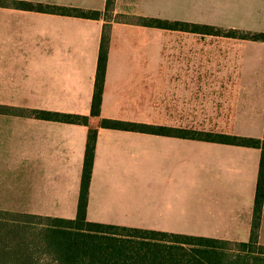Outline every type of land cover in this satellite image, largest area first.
Masks as SVG:
<instances>
[{
  "label": "crops",
  "instance_id": "obj_1",
  "mask_svg": "<svg viewBox=\"0 0 264 264\" xmlns=\"http://www.w3.org/2000/svg\"><path fill=\"white\" fill-rule=\"evenodd\" d=\"M26 1L102 12L107 4V0ZM9 2L0 4V157L16 161L15 169L24 172L19 183L29 189V202L11 205L29 206L28 212L34 214L74 218L89 127L21 116L19 108L25 101L23 106L28 109L90 114L101 41L111 21L105 14L99 19L66 16L28 10ZM236 5L222 11L226 22L221 27L264 31V0H239ZM114 25L106 37L108 61L101 115H90V126L98 127L101 118L107 117L170 127H193L189 120H194V113L190 117L189 111H194V95L182 91L181 101L180 85L182 79L188 78L189 90L194 73L191 76L189 73H164L162 66L159 73H149L147 48L144 47L142 57L141 47L132 50L129 46L131 42H141L139 34L138 39L133 40L124 27L125 23L117 22L119 30ZM260 43L264 47V42ZM238 60L236 64L234 60L230 64L225 61L224 73L244 72ZM258 62L263 63L264 60ZM21 67L31 71L20 73ZM150 110H155V119L148 118ZM181 111H188L186 121L183 119L182 123L179 122ZM182 150L189 165L198 160L202 167L210 168L207 172L231 171L237 176L233 175L230 181L210 176L200 182L203 192L193 201L170 200L163 190L171 188L170 193L173 192L170 185H158L160 188L152 192H148L151 187L142 186L135 190L140 200H122L124 194L132 189L115 182V178H126V170L132 161L139 162L148 155L157 159L163 155L178 158ZM260 157L261 150L253 147L100 127L87 218L102 223L174 232L179 230L171 224L170 214L177 210L187 215L190 222L193 217L207 216L193 221L207 223L204 230L186 234L249 239ZM234 166L238 169L234 170ZM210 181L214 184H209ZM227 185L235 191L228 193ZM242 189L250 190L249 194L239 193ZM50 205L61 207L62 212L55 215L43 208ZM142 221L150 222L145 226ZM217 222L222 223L211 229L210 226ZM205 229L212 232L207 234ZM258 237L264 244V203Z\"/></svg>",
  "mask_w": 264,
  "mask_h": 264
},
{
  "label": "rangeland",
  "instance_id": "obj_2",
  "mask_svg": "<svg viewBox=\"0 0 264 264\" xmlns=\"http://www.w3.org/2000/svg\"><path fill=\"white\" fill-rule=\"evenodd\" d=\"M238 1L115 0L111 11L106 15L111 21L110 27L107 26L106 37H109L107 33H110L111 26L115 24L116 30H119L117 22L125 23L124 27L128 29L132 39H138V34L141 39V42L129 44L132 50L141 47L143 57V49L147 48L149 73H159L161 66L164 73H189V76L194 73V76H191L194 83L190 78L189 90H187L188 78L182 79L180 85L181 101L182 91H189L194 95V111H189L190 117H193L194 113V120H189L193 127L262 138L264 136V127H261L264 123V62L259 63L258 60H264L262 56L264 47L261 46L260 41L232 39L224 36L203 37L201 34L143 25L148 17H157L221 26L226 22V16L221 14L222 11H228L234 5L236 7ZM237 58L240 59L237 62L240 63L244 72L224 73L225 61L230 64L234 60L236 64ZM21 63L28 62L21 61ZM28 71L31 70L24 67L19 70L20 73H28ZM23 105H26L25 101L21 102L19 108L21 116L27 114L25 109H28ZM187 112L181 111L180 123L184 121L183 119L186 121ZM148 118L155 119V110L149 111ZM185 154L182 150L178 158L172 159L163 155L157 159L148 155L139 162L132 161L126 170V178H115V182L132 189L131 192L124 194L122 200L129 202L140 200L141 197L135 190L142 186L151 187L148 188V192H152L153 189L160 188L158 185L161 187L170 185L174 188L173 192L170 193L171 188L163 189L170 200L177 202V199L180 201L190 199L193 201L199 193L203 192L200 182L210 176H217V179L222 181H230L233 175L237 176L231 171L207 172L210 168L205 169L198 160L189 165L184 159ZM196 158H199V155H196ZM14 164H16L14 159L0 157V208L28 212L29 206L11 205L25 201L27 203L29 190L26 185L19 183L24 172L15 169ZM233 169L236 170L238 167L234 166ZM209 184L214 183L210 181ZM233 191L235 189L227 185V192L232 193ZM249 191L242 189L238 192L248 195ZM154 198L157 199V197ZM43 208L55 215L62 212L61 207L57 205ZM205 217L207 216L193 217L190 222L188 216L183 215L182 211L174 210L170 214L171 224L175 225L174 229L179 230L174 231L176 233L201 232L207 223L204 221L193 223V221ZM148 222L150 221H142L145 226L149 224ZM142 223L133 222L139 225ZM221 223H214L210 228H214L215 225L217 228ZM204 232L208 234L212 231L205 229Z\"/></svg>",
  "mask_w": 264,
  "mask_h": 264
},
{
  "label": "trees",
  "instance_id": "obj_3",
  "mask_svg": "<svg viewBox=\"0 0 264 264\" xmlns=\"http://www.w3.org/2000/svg\"><path fill=\"white\" fill-rule=\"evenodd\" d=\"M9 1L0 0L1 3ZM12 0L28 10L99 19L111 11ZM143 25L205 36H224L264 42V31L182 20L148 17ZM108 61V40L103 35L97 62L90 114L47 109H25L24 116L89 127L85 147L77 214L74 218L16 212L0 208V264H264V244L258 237L264 203V136H244L195 127H170L102 117L90 126V115L100 116ZM176 135L183 138L253 147L261 150L254 201L252 232L248 240H231L156 229L91 221L87 218L89 189L99 128Z\"/></svg>",
  "mask_w": 264,
  "mask_h": 264
}]
</instances>
